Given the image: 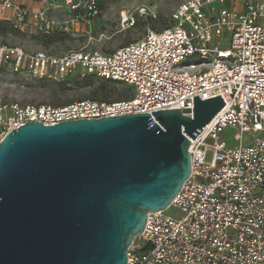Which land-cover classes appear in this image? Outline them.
I'll return each mask as SVG.
<instances>
[{
	"label": "built area",
	"instance_id": "1",
	"mask_svg": "<svg viewBox=\"0 0 264 264\" xmlns=\"http://www.w3.org/2000/svg\"><path fill=\"white\" fill-rule=\"evenodd\" d=\"M40 1L43 6L35 9L29 0H0V22L48 35L59 27L50 10L64 6L82 18L84 9L87 19L99 12L96 0ZM234 2L186 0L171 14L172 24L111 52H26L0 40V70L11 74L57 81L79 74L133 88L130 97L112 101L0 103V141L28 121L54 125L191 110L195 95H221L225 101L190 139L189 178L166 209L148 213L127 264H264V0L241 8ZM121 19L135 23L132 15Z\"/></svg>",
	"mask_w": 264,
	"mask_h": 264
},
{
	"label": "water",
	"instance_id": "2",
	"mask_svg": "<svg viewBox=\"0 0 264 264\" xmlns=\"http://www.w3.org/2000/svg\"><path fill=\"white\" fill-rule=\"evenodd\" d=\"M224 105L195 95L191 110L10 131L0 141V264H127L148 213L189 178L190 139Z\"/></svg>",
	"mask_w": 264,
	"mask_h": 264
},
{
	"label": "rangeland",
	"instance_id": "3",
	"mask_svg": "<svg viewBox=\"0 0 264 264\" xmlns=\"http://www.w3.org/2000/svg\"><path fill=\"white\" fill-rule=\"evenodd\" d=\"M185 1L99 0L98 14L89 19L84 9L80 10L82 18H75L74 12L62 6L50 10L59 26L53 33L46 35L23 32L4 25L0 28V40L8 45L20 46L26 52L45 50L60 55L80 48L111 52L118 46L142 38L149 29L157 30L172 24L171 14ZM246 1L256 0H235L234 4L241 8ZM125 14L134 16L133 25L122 22L121 16ZM132 93L133 88L128 84L92 77L81 79L79 74L64 81H57L40 80L0 70V103L59 106L82 99L97 101L125 99ZM167 212L173 213V210Z\"/></svg>",
	"mask_w": 264,
	"mask_h": 264
},
{
	"label": "crops",
	"instance_id": "4",
	"mask_svg": "<svg viewBox=\"0 0 264 264\" xmlns=\"http://www.w3.org/2000/svg\"><path fill=\"white\" fill-rule=\"evenodd\" d=\"M58 1L61 2V0H58ZM29 4L31 7L35 8V9L43 6V3L40 0H29Z\"/></svg>",
	"mask_w": 264,
	"mask_h": 264
},
{
	"label": "trees",
	"instance_id": "5",
	"mask_svg": "<svg viewBox=\"0 0 264 264\" xmlns=\"http://www.w3.org/2000/svg\"><path fill=\"white\" fill-rule=\"evenodd\" d=\"M99 4V0H97V5ZM100 5V4H99ZM9 26L8 24H6V23H4V22H0V28L2 27V26ZM3 28V27H2ZM47 35V34H46Z\"/></svg>",
	"mask_w": 264,
	"mask_h": 264
}]
</instances>
